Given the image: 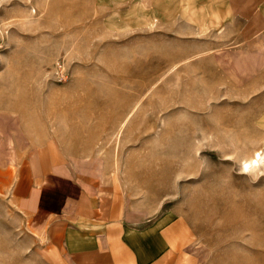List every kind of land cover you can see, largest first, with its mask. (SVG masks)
Instances as JSON below:
<instances>
[{"label":"rangeland","instance_id":"1","mask_svg":"<svg viewBox=\"0 0 264 264\" xmlns=\"http://www.w3.org/2000/svg\"><path fill=\"white\" fill-rule=\"evenodd\" d=\"M219 4L0 0V264L38 260L13 186L44 143L175 207L198 264H264V153L242 171L264 150V30L195 8Z\"/></svg>","mask_w":264,"mask_h":264},{"label":"crops","instance_id":"2","mask_svg":"<svg viewBox=\"0 0 264 264\" xmlns=\"http://www.w3.org/2000/svg\"><path fill=\"white\" fill-rule=\"evenodd\" d=\"M216 2L195 8L203 13L210 6L211 21L226 22L229 29L239 21L243 37L264 30V0ZM115 168L48 143L35 148L13 186L14 199L30 212L41 237L33 263L198 264L187 218L163 199L140 194L145 186L123 179Z\"/></svg>","mask_w":264,"mask_h":264},{"label":"bare ground","instance_id":"3","mask_svg":"<svg viewBox=\"0 0 264 264\" xmlns=\"http://www.w3.org/2000/svg\"><path fill=\"white\" fill-rule=\"evenodd\" d=\"M120 129L117 130L116 136L119 135ZM263 153H264V150L263 151L257 150V151H254L253 156L249 157L248 159H244L242 161V171L248 172L251 169L259 166V164L263 158Z\"/></svg>","mask_w":264,"mask_h":264}]
</instances>
